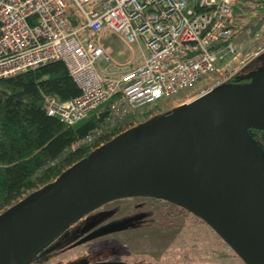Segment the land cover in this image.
I'll return each instance as SVG.
<instances>
[{"label": "water", "instance_id": "95a60500", "mask_svg": "<svg viewBox=\"0 0 264 264\" xmlns=\"http://www.w3.org/2000/svg\"><path fill=\"white\" fill-rule=\"evenodd\" d=\"M250 77L121 131L2 210L0 264H26L85 213L127 196L175 203L246 264H264V150L249 131L264 129V66Z\"/></svg>", "mask_w": 264, "mask_h": 264}, {"label": "built area", "instance_id": "2783aa9c", "mask_svg": "<svg viewBox=\"0 0 264 264\" xmlns=\"http://www.w3.org/2000/svg\"><path fill=\"white\" fill-rule=\"evenodd\" d=\"M240 3L0 0V77L60 59L80 93L66 100L45 97L47 114L74 124L110 100L107 119L114 122L135 108L209 79L210 86L201 91L203 94L229 81L241 66L261 54L264 36L257 30L255 37L260 43L252 55L228 70L239 56L232 36L236 29L234 9ZM256 6L264 10V0H258ZM72 17L77 18L75 24ZM105 32L129 45L135 43L141 52L140 63L115 61L102 41ZM227 54L231 57L225 61ZM102 62L105 64L100 66ZM216 73L220 76L213 79Z\"/></svg>", "mask_w": 264, "mask_h": 264}, {"label": "rangeland", "instance_id": "374dc122", "mask_svg": "<svg viewBox=\"0 0 264 264\" xmlns=\"http://www.w3.org/2000/svg\"><path fill=\"white\" fill-rule=\"evenodd\" d=\"M257 1L244 0V5H240V10L236 13L238 23L235 25L232 41L236 47L239 46V56L228 70L239 67L260 43V39L255 37V31L264 16V11L256 8ZM241 25L244 27H240ZM102 41L111 45L112 57L117 62L130 60L131 65H135L141 56L140 49L135 43L131 46L111 32L102 34ZM230 57L231 54H227L225 61ZM104 64L105 62H102L100 66ZM262 66L264 51L241 66L237 71L238 76L254 75ZM219 76L220 74L216 73L212 78L217 79ZM208 80L199 81L172 96L131 110L132 114L126 115L128 118L131 117L129 123L134 126L157 113L187 102L210 86L211 81ZM104 108L105 103L100 104L80 121ZM99 132L95 133L98 135ZM162 204L163 199L147 196H127L110 200L71 223L26 264H92L103 261L129 263L134 260H148L146 257L148 252L152 254L148 255L149 258L153 257L156 263H161L163 257L169 256V264L178 262L184 264L186 260L187 264H243L242 259H238L235 251L209 225L199 222L196 217L182 219L175 206ZM169 211L175 213L171 219ZM101 228L108 231L79 243L70 251L64 250V254L58 252L63 243ZM179 257L186 260H179ZM193 257H198L195 262L190 259ZM222 257L230 258L219 259Z\"/></svg>", "mask_w": 264, "mask_h": 264}, {"label": "trees", "instance_id": "16d2710c", "mask_svg": "<svg viewBox=\"0 0 264 264\" xmlns=\"http://www.w3.org/2000/svg\"><path fill=\"white\" fill-rule=\"evenodd\" d=\"M243 2L241 0L236 5L235 15ZM72 14L74 16L73 11ZM72 22L75 24L77 18L72 17ZM250 78V75L236 74L228 82L242 84ZM79 93L80 89L60 59L0 77V212L27 193L55 180L62 171L97 146L133 125L129 123L131 117L126 115L113 123L108 121L110 100L104 102V109L74 124L47 114L45 97L66 100ZM96 131L100 134L97 135ZM249 131L264 150V129L250 128ZM169 204L175 206L182 219L196 217L206 224L175 203L164 200L162 205ZM174 215L169 211L170 219Z\"/></svg>", "mask_w": 264, "mask_h": 264}, {"label": "flooded vegetation", "instance_id": "af4514ba", "mask_svg": "<svg viewBox=\"0 0 264 264\" xmlns=\"http://www.w3.org/2000/svg\"><path fill=\"white\" fill-rule=\"evenodd\" d=\"M191 213V212H190ZM102 229V228H101ZM97 230H99V229H97ZM86 235V234H85ZM85 235H83V236H85ZM83 236H81V237H79L78 239H75V240H69V241H67V242H65V243H63V246H62V248H60L59 250H58V252L61 254L62 252H63V254H64V250H68V251H70V250H72V248L73 247H75L76 245H79V243H81V241H79ZM83 242V241H82ZM148 255H152L151 253H146V257L148 258V260H146V261H138V260H134V261H130L129 263L128 262H123V263H125V264H169V261L168 260H170V257L169 256H166V257H163L164 258V260H162L161 261V263H156L155 261H154V258L153 257H150L149 258V256ZM235 255H237V254H235ZM169 257V258H168ZM198 257H193V258H190V259H193L194 261L193 262H195L196 261V259H197ZM228 259V258H230V257H222V258H219V259ZM179 260H182L183 258L182 257H179L178 258ZM239 260H241V258L239 257L238 258ZM183 260H186V259H183ZM242 261V263L243 264H246L243 260H241ZM104 262V261H103ZM119 262H122V261H119ZM188 263V260H186L185 262H184V264H187ZM190 263V262H189ZM176 264H181L180 262H178V263H176Z\"/></svg>", "mask_w": 264, "mask_h": 264}, {"label": "crops", "instance_id": "0c3cea01", "mask_svg": "<svg viewBox=\"0 0 264 264\" xmlns=\"http://www.w3.org/2000/svg\"><path fill=\"white\" fill-rule=\"evenodd\" d=\"M235 20H236V24L238 23V19L235 17ZM240 27H244L243 25H241ZM257 30H260L261 31V34H262V36H264V16H262V18H261V22H260V24H259V26H258V28H257ZM256 30V31H257ZM107 46H109L110 48H111V51H112V47H111V45L110 44H106ZM132 46V45H131ZM238 48H239V46H238ZM254 50V49H253ZM111 53H113V51L111 52ZM140 61H141V57L139 56L138 57V59H137V61L134 63L135 65H137V64H139L140 63ZM259 70V69H258Z\"/></svg>", "mask_w": 264, "mask_h": 264}, {"label": "bare ground", "instance_id": "6f19581e", "mask_svg": "<svg viewBox=\"0 0 264 264\" xmlns=\"http://www.w3.org/2000/svg\"><path fill=\"white\" fill-rule=\"evenodd\" d=\"M92 112V111H91Z\"/></svg>", "mask_w": 264, "mask_h": 264}]
</instances>
